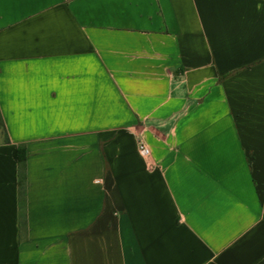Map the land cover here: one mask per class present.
<instances>
[{"label": "crops", "instance_id": "0c3cea01", "mask_svg": "<svg viewBox=\"0 0 264 264\" xmlns=\"http://www.w3.org/2000/svg\"><path fill=\"white\" fill-rule=\"evenodd\" d=\"M0 119V264H264V0H0Z\"/></svg>", "mask_w": 264, "mask_h": 264}, {"label": "trees", "instance_id": "16d2710c", "mask_svg": "<svg viewBox=\"0 0 264 264\" xmlns=\"http://www.w3.org/2000/svg\"><path fill=\"white\" fill-rule=\"evenodd\" d=\"M0 130L4 136V141L7 142V136L3 124L0 119ZM24 153L22 147L18 148V207H19V227L20 230L25 229V175H24Z\"/></svg>", "mask_w": 264, "mask_h": 264}, {"label": "built area", "instance_id": "2783aa9c", "mask_svg": "<svg viewBox=\"0 0 264 264\" xmlns=\"http://www.w3.org/2000/svg\"><path fill=\"white\" fill-rule=\"evenodd\" d=\"M139 154L142 158L144 165L148 168H155L158 166L157 160L153 157L150 150L145 145L139 146Z\"/></svg>", "mask_w": 264, "mask_h": 264}, {"label": "rangeland", "instance_id": "374dc122", "mask_svg": "<svg viewBox=\"0 0 264 264\" xmlns=\"http://www.w3.org/2000/svg\"><path fill=\"white\" fill-rule=\"evenodd\" d=\"M0 138H1V134H0Z\"/></svg>", "mask_w": 264, "mask_h": 264}]
</instances>
